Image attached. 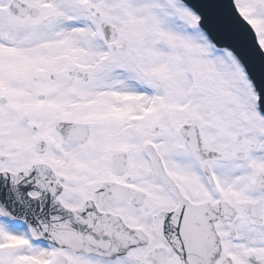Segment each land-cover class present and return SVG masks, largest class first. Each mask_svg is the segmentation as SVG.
Returning a JSON list of instances; mask_svg holds the SVG:
<instances>
[{"label":"snow or ice","instance_id":"obj_1","mask_svg":"<svg viewBox=\"0 0 264 264\" xmlns=\"http://www.w3.org/2000/svg\"><path fill=\"white\" fill-rule=\"evenodd\" d=\"M0 264H264V0H0Z\"/></svg>","mask_w":264,"mask_h":264}]
</instances>
